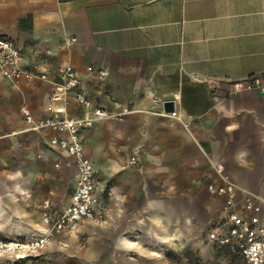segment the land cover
<instances>
[{
	"label": "crops",
	"instance_id": "1",
	"mask_svg": "<svg viewBox=\"0 0 264 264\" xmlns=\"http://www.w3.org/2000/svg\"><path fill=\"white\" fill-rule=\"evenodd\" d=\"M0 35L20 47L24 68L48 77L0 75L2 210L37 212L35 235L39 203L60 211L74 192L73 158L49 145L56 128L29 130L20 110L46 116L51 80L68 63L78 91L121 114L81 133L107 209L105 221L59 233L82 264H245L208 238L226 216L208 185L221 167L264 197V92L232 86L264 76V0H0Z\"/></svg>",
	"mask_w": 264,
	"mask_h": 264
},
{
	"label": "built area",
	"instance_id": "2",
	"mask_svg": "<svg viewBox=\"0 0 264 264\" xmlns=\"http://www.w3.org/2000/svg\"><path fill=\"white\" fill-rule=\"evenodd\" d=\"M21 60L20 47L11 38L0 35V75L4 79L11 83H17L22 77L48 79L45 73L24 68ZM87 71L94 72L99 79L108 75L105 68L88 66ZM57 75L59 79L51 80L52 91L46 116L35 119L26 105H22L20 110L28 124L27 129L56 128L58 134L50 137L49 145L73 158L76 186L69 202L60 211L52 210L50 199L42 200L39 205L40 232L28 238H0V262L7 255L26 256L42 251L56 234L72 232L85 221L101 223L106 219L105 198L99 193L96 171L86 156L81 133L101 119L120 117L121 114L109 113L78 91L81 80L72 65L61 64ZM232 86L235 90L256 88L264 92V76L233 81ZM71 101L79 106V114L70 115ZM174 114L171 112V115ZM216 173L220 180L210 183L208 189L211 193L223 195L226 216L221 224L208 231L209 240L236 251L245 264H264V197L244 193L221 167H216ZM238 193L244 196L239 197Z\"/></svg>",
	"mask_w": 264,
	"mask_h": 264
},
{
	"label": "rangeland",
	"instance_id": "3",
	"mask_svg": "<svg viewBox=\"0 0 264 264\" xmlns=\"http://www.w3.org/2000/svg\"><path fill=\"white\" fill-rule=\"evenodd\" d=\"M2 207V201L0 200V238L6 236L19 238L36 233L32 234L31 230L32 223L37 222V212L18 213L9 211L7 208L2 210ZM79 228L70 233H75ZM33 231L35 230L33 229ZM55 236L56 241L48 248L26 256L7 255L1 260L0 264H82L81 250L70 249L65 244L66 236H62V234H56ZM81 241H78V243Z\"/></svg>",
	"mask_w": 264,
	"mask_h": 264
},
{
	"label": "water",
	"instance_id": "4",
	"mask_svg": "<svg viewBox=\"0 0 264 264\" xmlns=\"http://www.w3.org/2000/svg\"><path fill=\"white\" fill-rule=\"evenodd\" d=\"M164 105V109L167 112H173L174 107H173V102L171 100L165 101Z\"/></svg>",
	"mask_w": 264,
	"mask_h": 264
}]
</instances>
